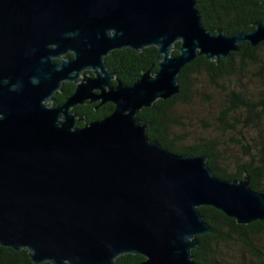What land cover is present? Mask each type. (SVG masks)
<instances>
[{"label":"water","instance_id":"obj_1","mask_svg":"<svg viewBox=\"0 0 264 264\" xmlns=\"http://www.w3.org/2000/svg\"><path fill=\"white\" fill-rule=\"evenodd\" d=\"M241 42H264V23L214 35L195 0H0V247L28 251L32 264H197L196 237L211 232L200 207L264 221L247 176H214L204 156L149 140L137 118L180 92L197 56L218 63ZM147 47L154 74L125 85L107 69L111 52ZM65 82L74 92L51 105ZM87 101L113 111L77 127L72 109Z\"/></svg>","mask_w":264,"mask_h":264},{"label":"trees","instance_id":"obj_2","mask_svg":"<svg viewBox=\"0 0 264 264\" xmlns=\"http://www.w3.org/2000/svg\"><path fill=\"white\" fill-rule=\"evenodd\" d=\"M196 8L202 18L203 27L214 34L221 30L228 36L251 32L257 23H264V2L260 0H195ZM176 47L179 42L175 43ZM238 51L228 58L208 61L204 56H197L192 63L185 66L177 77L180 92L169 99L157 100L149 108L142 109L137 118L146 125L149 140L158 142L169 151L188 156L202 155L212 174L229 181H241L249 178L252 190L264 194V135L258 134L253 140L254 149L248 145L244 148L245 160L235 162L233 169L230 159L224 155L225 142L220 137L203 136L195 144L186 138L191 124V112L195 97L201 96L206 86L224 93L223 107L217 122L224 135L225 129L235 131L236 125L262 131L264 121V42L252 48L247 42L238 45ZM171 54H177L174 50ZM157 55L155 47H147L140 52L123 49L111 52L105 58L107 69L116 79L125 85H131L147 70L152 74L157 71L154 59ZM255 77L259 83V91L250 93L242 85L224 86L226 80ZM74 86L65 83L61 93H56L53 105L62 104L71 95ZM78 116L85 118L77 125L100 120L113 111V105L106 103L95 110L90 106L74 107ZM234 141V140H233ZM234 144H240L236 141ZM243 158V157H238ZM203 220L210 226L211 232L198 235L197 245L192 249V259L197 264H248L242 258L228 259L223 253V246L236 245L249 255V259L257 264H264V221H253L247 225L237 224L234 219L226 217L212 207L198 209ZM144 258L139 255H121L117 264H137ZM0 264H32L28 251H14L0 247ZM51 264V263H44ZM253 264V263H252Z\"/></svg>","mask_w":264,"mask_h":264},{"label":"rangeland","instance_id":"obj_3","mask_svg":"<svg viewBox=\"0 0 264 264\" xmlns=\"http://www.w3.org/2000/svg\"><path fill=\"white\" fill-rule=\"evenodd\" d=\"M235 85H242L250 93H257L259 91V83L255 80V77L229 79L224 83V86L234 87ZM200 94L201 96L195 97L193 106L188 108L192 118L186 132V138L189 140L186 144L199 142V138L202 137L203 133V136L208 138L220 137L223 140L219 141V143L225 142V145L222 146L226 149L224 155L230 159L231 166L229 169L231 170L234 168L236 161L243 162L245 160L244 148L246 146L241 147V145L249 144L254 149L253 140L257 138L258 134L264 135V121L262 122L261 132L256 129L247 128L245 125H236L235 131L225 129L224 135H222L217 118L223 107L224 93L220 89L214 90L206 86L201 90ZM236 141H239L240 144H234ZM223 253L228 259L242 258L244 256L248 264H257L250 260L249 255L236 245L229 244L223 246Z\"/></svg>","mask_w":264,"mask_h":264},{"label":"flooded vegetation","instance_id":"obj_4","mask_svg":"<svg viewBox=\"0 0 264 264\" xmlns=\"http://www.w3.org/2000/svg\"><path fill=\"white\" fill-rule=\"evenodd\" d=\"M65 57H66V58H67V57H72V55H71V54H68V55H66ZM55 61L58 62V60H55ZM87 74H88V75H92L91 72H87ZM65 83H66V82H65ZM65 83H63L62 86H63ZM69 84H72V85L74 86V89H73V92H74V90H75V85H74L73 83H69ZM61 91H62V87H61V89H60L58 92H56V93H61ZM73 92H72V93H73ZM72 93H71V94H72ZM69 96H70V95H69ZM54 97H55V95H54ZM66 98H67V97H66ZM53 102H54V101H53ZM53 102H52V103H53ZM52 103H51V105H53ZM63 103H64V102H63ZM98 104H99V101H96V102H88V101H87V102H85L83 105H79V106H85L87 110L90 108V106H95V110H96V109L99 107ZM57 105H61V104H57ZM53 106H55V105H53ZM73 109H74V108H73ZM73 109H72V111H73V113H75ZM76 114H77V113H76ZM77 118H83V120H82V121H79V122H84V121H85V118L82 117V116H78V114H77ZM79 122H78V123H79ZM91 122H92V121H91ZM78 123H77V124H78ZM89 123H90V122H89ZM77 124H76V126L79 127ZM85 124H86V123H85Z\"/></svg>","mask_w":264,"mask_h":264}]
</instances>
